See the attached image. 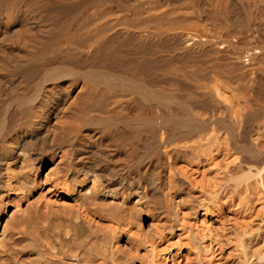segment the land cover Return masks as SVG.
Returning <instances> with one entry per match:
<instances>
[{"label": "bare ground", "instance_id": "bare-ground-1", "mask_svg": "<svg viewBox=\"0 0 264 264\" xmlns=\"http://www.w3.org/2000/svg\"><path fill=\"white\" fill-rule=\"evenodd\" d=\"M0 264H264V0H0Z\"/></svg>", "mask_w": 264, "mask_h": 264}]
</instances>
